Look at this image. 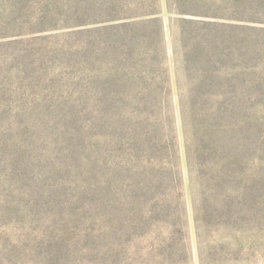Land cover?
I'll return each mask as SVG.
<instances>
[{
  "label": "rangeland",
  "instance_id": "obj_1",
  "mask_svg": "<svg viewBox=\"0 0 264 264\" xmlns=\"http://www.w3.org/2000/svg\"><path fill=\"white\" fill-rule=\"evenodd\" d=\"M158 1L159 50L131 0H0V264H264V0Z\"/></svg>",
  "mask_w": 264,
  "mask_h": 264
},
{
  "label": "trees",
  "instance_id": "obj_2",
  "mask_svg": "<svg viewBox=\"0 0 264 264\" xmlns=\"http://www.w3.org/2000/svg\"><path fill=\"white\" fill-rule=\"evenodd\" d=\"M147 1L148 0H131V6L128 8V12L126 13L127 15H123V17H121L119 14L118 3H114L113 8L117 9L118 11L111 18H135L130 20H122L121 22L116 23L117 26L126 29L124 30L126 32L133 31V33L126 34V41L131 42L137 40L139 42V40H142L144 45H148L149 43H157V50H159L162 41L161 34L163 27L155 14L159 13L158 9L160 8V2L158 0H150L149 2ZM218 5L219 0H166L167 10L213 18L219 16L216 12V9L214 10V7L217 8ZM138 17H140V19L136 20ZM189 19L192 20L191 22H202L200 24L213 26V29H216L217 31L223 26H225L227 29L230 28V25L225 24V22L222 20ZM136 30L138 31L135 33ZM219 33L220 34H215L205 38L199 37L198 41H196L197 36H194L190 39L196 41L199 44V47L196 45L198 50L201 49V52L195 57L197 63H199V61H201L203 64L208 62L214 67L216 64H228L230 61H232L235 55V42L232 38L233 36H231L230 33ZM6 34L8 33H4V29L1 28L0 37L5 36ZM2 42L4 41L0 40V45ZM192 46L189 47L191 53L194 52ZM184 61H186L185 58ZM204 74L203 71H200V75L197 77V79L194 82H190V84L195 85L197 82L205 81Z\"/></svg>",
  "mask_w": 264,
  "mask_h": 264
}]
</instances>
